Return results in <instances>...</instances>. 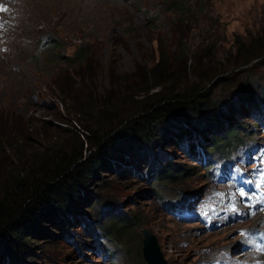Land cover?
<instances>
[{
	"label": "rangeland",
	"instance_id": "1",
	"mask_svg": "<svg viewBox=\"0 0 264 264\" xmlns=\"http://www.w3.org/2000/svg\"><path fill=\"white\" fill-rule=\"evenodd\" d=\"M202 6L205 11L194 10L181 23L160 0H0V119L20 120L27 128L18 138L24 148L60 142L69 151L73 135L65 132L77 125L67 122L75 119L77 94L91 93L96 104L107 94L111 106L123 102L111 119L115 128L136 116L153 98L133 96L153 85L150 71L161 59L166 75L176 72L182 57L195 65L177 75L162 97L185 88L206 95L195 114L166 121L150 141L139 139L138 146L155 147L144 149L141 157L131 160L123 151L106 150L88 171L79 207L70 204L63 214L49 210L45 218L26 224L21 254L11 258L0 243V264H146L142 230L155 236L166 264H236L245 253L253 256L246 263L264 264V251H255L243 237L264 236V206L251 209L233 197L227 207L216 198L224 188L238 189L234 182L239 174L264 166V56L244 52L264 35V0H204ZM109 14L111 34L104 40L100 29ZM71 22L76 27L70 30ZM50 35L63 41L68 55L73 47L91 43L89 37L96 45L103 41L88 68L69 67L43 59L38 37ZM199 65L215 67L220 75L204 77ZM107 123L99 135L109 128ZM0 124L2 144L4 129L16 123ZM111 136L113 142L120 140ZM222 139L240 143L228 151L230 142ZM216 143L217 152L212 150ZM197 146L203 150L198 152ZM249 149L253 154L242 162ZM222 150L230 152L227 159H216ZM207 152L210 159L204 162L201 155ZM93 153L96 147L84 152L83 162ZM224 163L232 173L222 180L217 167ZM170 167L177 175L175 183L159 179ZM230 210L234 213L219 229L203 220L209 212ZM119 218L132 221L129 234L106 236V225Z\"/></svg>",
	"mask_w": 264,
	"mask_h": 264
},
{
	"label": "trees",
	"instance_id": "2",
	"mask_svg": "<svg viewBox=\"0 0 264 264\" xmlns=\"http://www.w3.org/2000/svg\"><path fill=\"white\" fill-rule=\"evenodd\" d=\"M160 2L181 23L189 19L192 11H205L202 6L204 0H160ZM110 15H108V20L103 28L100 29V34L102 32L104 40L111 34ZM75 23H70L72 24L70 30L76 27ZM105 25L108 27L105 28ZM113 33L115 31H112ZM57 35L61 37L58 33ZM59 37L52 35L44 38L38 37L42 57L51 64H65L69 67L88 68L91 58L95 54L94 51L98 49V44L103 41L100 38V42L96 45L95 39L89 37L91 43L73 47L72 53L68 55L63 52L64 43ZM244 52L245 55L250 57L264 56V35L258 37L255 43ZM179 60L176 72L167 75L165 73L166 62L163 59L154 65L150 71V80L153 81V85L133 96L136 100L141 99L144 101L147 98H153V101L147 103L144 110L136 116L120 122L117 128L111 126V119L116 115L119 104L121 105L123 102L111 106L110 96L107 94L99 97V104H96V99L92 98L91 93L77 94L75 98L80 97L74 103L75 110L72 112L75 119L73 122L67 121L68 123H77V125L75 128L71 126L72 130H66L65 132V135L71 133L73 135L74 143L69 151H64L59 145L60 142H54L48 147L43 146L32 150L31 148H24L20 143L21 139L18 138L24 132H27V128L19 123L20 120L0 119V123H16L15 126L18 125L19 130V134L16 136L17 141L14 136L15 126L4 129L1 135L2 144H0V243L2 245L1 249L10 254L11 258L15 259L13 253L17 254L18 250L22 251L21 247L25 246L23 241L27 240L22 239V236H24L23 229H25L26 224L45 218V213L49 210L63 214L70 204L79 207V192L85 184L84 180L88 171L95 167L97 160L101 159L106 150L110 153L113 151L115 154L123 151L131 160L134 159V156L139 158L145 154L144 149L155 148L154 146L151 148L143 145L138 146L136 143L139 139L150 141L157 136L158 128L167 124L166 121H171L177 116L189 112H192L191 114L197 112L199 101L203 97L206 98L202 90L177 89L175 94L162 97L163 91L171 85L170 83L177 75L186 73L187 66L195 67L194 64L191 65L192 61L187 60L185 57ZM198 71L204 77H211V80L220 75L216 72L215 67L210 68L209 66L202 67V65H199ZM140 75L142 79L145 78V73L141 70ZM217 79L221 80L222 77L220 76ZM154 97L158 98L155 99ZM76 108H78L77 111ZM106 122H108L109 128L99 135L98 129L100 127L107 128ZM79 123L85 125L80 126ZM170 126L173 127L172 124ZM3 127H7V125H3ZM112 133L117 135L120 140L113 142ZM220 142H230V139H222ZM230 143L227 144L228 151L240 142L235 140ZM219 146L216 143L212 150L217 152ZM93 147L97 148V154L93 153L86 162H83L86 156L84 152H90ZM197 148L201 149L202 147L197 146ZM224 151L222 150L220 154L216 155L228 156L230 152ZM207 153V155L210 154V152ZM175 174L174 168L170 167L160 175L159 179L162 178L164 181L175 183L177 181V175ZM55 218L58 219V216ZM132 225V221L127 218L113 219L105 227L106 236L114 235L125 238L129 234ZM111 256H114L113 252ZM16 261L12 260L11 264H16Z\"/></svg>",
	"mask_w": 264,
	"mask_h": 264
},
{
	"label": "water",
	"instance_id": "3",
	"mask_svg": "<svg viewBox=\"0 0 264 264\" xmlns=\"http://www.w3.org/2000/svg\"><path fill=\"white\" fill-rule=\"evenodd\" d=\"M141 255L146 264H166L155 236L147 230L141 231Z\"/></svg>",
	"mask_w": 264,
	"mask_h": 264
},
{
	"label": "bare ground",
	"instance_id": "4",
	"mask_svg": "<svg viewBox=\"0 0 264 264\" xmlns=\"http://www.w3.org/2000/svg\"><path fill=\"white\" fill-rule=\"evenodd\" d=\"M259 220H261V219H259ZM238 256H240V255H238ZM252 257L253 256L248 255V254L245 253V255H241L240 258H238L239 260L235 259L234 261H235L236 264H248V263H246V260L248 262L249 261L248 259L249 258L252 259ZM230 258H233V257H230ZM257 259H259V258H257ZM255 262H257V261H255ZM249 264H252V263L249 262Z\"/></svg>",
	"mask_w": 264,
	"mask_h": 264
},
{
	"label": "snow or ice",
	"instance_id": "5",
	"mask_svg": "<svg viewBox=\"0 0 264 264\" xmlns=\"http://www.w3.org/2000/svg\"><path fill=\"white\" fill-rule=\"evenodd\" d=\"M243 191H241V195H243ZM257 250L264 251V248H258Z\"/></svg>",
	"mask_w": 264,
	"mask_h": 264
}]
</instances>
